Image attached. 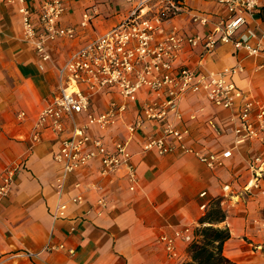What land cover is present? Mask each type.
<instances>
[{
  "label": "crops",
  "instance_id": "obj_1",
  "mask_svg": "<svg viewBox=\"0 0 264 264\" xmlns=\"http://www.w3.org/2000/svg\"><path fill=\"white\" fill-rule=\"evenodd\" d=\"M44 1L30 0V5L36 8ZM62 1L66 11L60 23L75 27L77 37L50 44L52 58L41 68L37 52L23 38L19 0H0V181L6 168L17 167L11 192L0 197V264H180L189 258V243L180 241L181 257L173 259L159 236L188 224L196 227L205 212L201 204L223 197L222 187L227 183L233 190L222 198L227 212L222 225L231 230L225 254L236 264H264V229L256 223L264 218V192L244 191L254 176L253 158L264 153V143L248 140L238 144L232 131L241 123L238 112L215 105L203 90L183 96L180 114H170L174 128L184 134L182 141L174 135L168 137L177 145L170 153L144 149L147 136L161 133L156 122L144 120L135 132L129 130L140 114L141 103L152 99L147 88L136 92L117 124L88 129L111 149L118 140L127 141L137 176L133 189L127 164L104 173L96 159L69 174L65 190L59 194L61 165L55 153L60 140L45 135L33 143V127L41 110L60 92V66L76 49L119 23L134 8L131 0ZM187 3L195 10L213 12L216 21L224 14L215 0ZM86 12L90 19L83 25ZM247 18L235 37L248 28L264 30V0H259L257 11ZM166 27L206 32L187 17L173 18ZM261 63V56L249 55L233 41H221L210 54H203L202 46L185 47L177 65H189L200 75L235 67L236 72L228 74V79L264 100ZM112 100L120 102L123 98L117 90L96 92L91 95L90 109L99 113ZM21 112L26 113L24 118H20ZM86 115L77 114L74 121L68 120L69 126L85 122ZM180 142L203 153L232 150L233 155L225 166L211 169L195 153L182 150ZM77 182L81 185L76 186ZM261 185L264 188V177ZM203 191L206 196H201ZM79 194L80 202L75 200ZM102 196L105 204L99 202ZM61 202L68 204L66 217L55 218L54 211Z\"/></svg>",
  "mask_w": 264,
  "mask_h": 264
},
{
  "label": "built area",
  "instance_id": "obj_2",
  "mask_svg": "<svg viewBox=\"0 0 264 264\" xmlns=\"http://www.w3.org/2000/svg\"><path fill=\"white\" fill-rule=\"evenodd\" d=\"M131 1L134 8L127 17L76 49L60 66V92L41 110L33 127V143L41 141L45 135L60 140L55 153V160L61 165L57 179L59 194L64 192L69 174L96 159L101 162L104 173L117 171L127 164L131 188L135 187L137 176L127 141L118 140L111 149L102 137L91 135L88 129L92 125L105 129L117 124L127 111L129 101L141 88H147L152 99L141 103L140 114L129 125V130L135 132L144 120L154 121L161 127L160 134L145 138V150H155L164 155L177 147L169 142L168 137L174 135L182 141L184 134L174 128L169 116L180 114L179 101L183 96L202 90L207 92L215 105L238 112L241 123L232 128L238 144L248 140L264 143V100L245 92L228 79V74L236 72L235 67L200 75L189 65H177L185 47L202 46L203 54H210L214 53L219 42L233 41L236 47L245 48L249 55L261 56L260 66H264V30L248 28L235 37L240 26L248 22V15L257 11L259 0H215L224 11L218 21L213 12L195 10L187 0ZM19 2L23 38L34 47L40 58V67L44 68L52 58L50 44L67 37L76 38V28L60 23L66 11L62 0H45L36 8L30 5V0ZM84 17L83 25H87L89 13L86 12ZM176 17H187L193 25H201L205 34L183 32L177 28L168 30L167 22ZM101 90H117L123 100H112L103 111L92 112L91 95ZM82 112L87 114L86 121H76L69 126L68 120L74 121L76 115ZM19 116L24 118L26 113L21 112ZM179 146L184 151L195 153L211 169L225 166L227 159L233 155L232 150L203 153L183 142ZM252 167L254 176L244 186V191L251 193L260 189L264 192L261 185L264 153L253 158ZM16 172L17 167H8L4 171L0 197H6L11 192ZM80 185L77 182L76 186ZM222 189L223 198L231 195L233 190L230 183L224 184ZM206 194L203 191L201 196ZM75 200L80 202L82 195H77ZM105 200L102 196L99 202L105 204ZM208 205V202H203L201 208L205 210ZM67 209L68 204L61 202L54 211V217H66ZM256 223L264 229V218L257 219ZM195 238V227L188 224L171 234L162 233L158 240L171 258L179 259V242L191 243Z\"/></svg>",
  "mask_w": 264,
  "mask_h": 264
},
{
  "label": "trees",
  "instance_id": "obj_3",
  "mask_svg": "<svg viewBox=\"0 0 264 264\" xmlns=\"http://www.w3.org/2000/svg\"><path fill=\"white\" fill-rule=\"evenodd\" d=\"M226 217L222 198L214 199L195 227L196 238L188 246L189 258L180 264H236L225 254V243L231 237L230 228L222 225Z\"/></svg>",
  "mask_w": 264,
  "mask_h": 264
},
{
  "label": "rangeland",
  "instance_id": "obj_4",
  "mask_svg": "<svg viewBox=\"0 0 264 264\" xmlns=\"http://www.w3.org/2000/svg\"><path fill=\"white\" fill-rule=\"evenodd\" d=\"M217 198H219V197H217ZM217 198H216V199H217ZM220 198H223V197H220ZM201 210L203 211L202 208H201ZM207 210H208V207L204 210V211H205L204 214L206 213ZM198 225H199V224H198ZM198 225H197V226H198Z\"/></svg>",
  "mask_w": 264,
  "mask_h": 264
}]
</instances>
